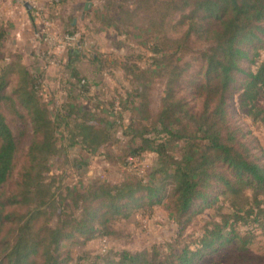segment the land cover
Wrapping results in <instances>:
<instances>
[{
  "label": "trees",
  "instance_id": "1",
  "mask_svg": "<svg viewBox=\"0 0 264 264\" xmlns=\"http://www.w3.org/2000/svg\"><path fill=\"white\" fill-rule=\"evenodd\" d=\"M111 1L99 19L118 34L138 29L149 59L144 67L128 61L121 66L130 88L117 117L128 108L134 113L122 132L123 164L153 153L154 165L145 178L91 181L79 189L62 184L61 175L57 179L51 173L50 159L74 146L95 154L110 143L114 120L100 126L96 110L70 99L62 111L53 112L40 93L43 74L27 69L14 53L6 65L0 62V107L9 103L30 125L32 138L13 188L5 192L21 144L0 110V264H72L64 243L109 237L115 233L111 221L163 198L180 226L168 252L155 246L121 250L89 264H197L226 245L246 249L254 233L264 230V149L253 147L231 117L234 105L253 124L264 126V109L257 105L264 92V0ZM68 25L65 32H79ZM5 35L0 25V48ZM196 45L204 46L197 70L182 58ZM67 54L68 64L81 58L71 50ZM4 57L0 50V61ZM91 60L103 66L99 56ZM153 77L164 83L155 117L150 111ZM80 81L74 84L77 93L91 96ZM110 109L100 111L115 116ZM205 209H212L214 218L190 240L183 232Z\"/></svg>",
  "mask_w": 264,
  "mask_h": 264
},
{
  "label": "rangeland",
  "instance_id": "2",
  "mask_svg": "<svg viewBox=\"0 0 264 264\" xmlns=\"http://www.w3.org/2000/svg\"><path fill=\"white\" fill-rule=\"evenodd\" d=\"M107 1L111 0H90L91 7L85 12V19L78 20V38L82 33L83 42L80 50L89 51L90 54H97L103 60L104 70L111 74L107 79V84L102 82L100 77H96L97 84L102 83L101 89L98 91L91 90V96L85 98L77 93V88L74 86L76 81L83 79L85 81L84 88L87 90V77L92 78L91 71L94 66L90 57L79 60L78 66L86 63V69L80 68L72 69L67 66L66 53L63 51L62 55L57 53L59 62L57 66H51L47 60V46L40 40V35H34L39 32L41 22L36 21V24L31 20V14L26 8L22 0H0V25L6 30L5 40H2L0 48L5 53V61H0L6 65L14 58V53L20 55V63L27 69L34 71L39 70L43 74L41 85V96L45 102L49 103V107L54 112L63 110L61 107L66 100L80 103L86 108L94 109L96 117L94 119L100 126L107 127L105 121L114 120L110 128L111 140L108 145L101 147L95 154H89L82 150L79 146H74L65 152L59 153L50 159L51 173L57 179L61 175L62 184L77 189L86 187L91 181H107L110 183L120 182L122 180L132 178H145L151 167L155 162V155L153 153H144L136 160L131 161L129 165L123 164L121 150L126 145V136L122 134L123 129L128 125L129 118L134 116L133 111L128 108L122 111L120 118L115 116L106 117L103 112L108 108L114 109L115 102L117 103V110L120 108V99L126 96V91L130 88L129 76L124 74L121 70L122 63L128 61V65L138 63L144 67L149 62L146 46L141 42L142 34L138 29L131 30L124 28L123 33L116 37L110 33L109 44L110 48L99 49L98 43H104L101 39H96V33L99 30H105L106 20H100V13L105 12ZM86 0H40V6L47 19H53L54 25L51 28L55 31H70V18L66 21V26L62 29L59 25L64 16L73 14L74 17H79L83 12V7ZM115 4V0L111 1ZM110 12V9H108ZM107 12L112 16V13ZM112 29L111 26H109ZM114 30V29H112ZM131 31V32H130ZM116 32V31H115ZM130 32V33H129ZM178 32V31H177ZM117 33V32H116ZM178 33H171L172 38L177 37ZM116 37V39H115ZM91 42L96 44V47L90 49ZM99 42V43H100ZM194 51L182 55L183 61H190L192 69L197 70V56L199 50L203 49V45H196ZM79 50V49H78ZM98 50H101L102 54ZM87 52V53H89ZM110 52V53H109ZM109 53L116 57L111 58L108 66L104 60H108ZM264 56V53L262 54ZM123 58V59H122ZM52 67V68H51ZM71 71V72H70ZM72 71L76 77L72 76ZM94 84V82H91ZM96 84V83H95ZM109 84V85H108ZM106 85V86H105ZM164 83L163 79L153 77V82L150 87V111L153 117L160 109V100L163 95ZM79 95V96H78ZM77 97V100L75 99ZM114 101V107L110 103ZM257 105L264 109V92L259 96ZM99 109L100 112H97ZM110 109V110H111ZM0 110L4 114L7 123L10 125L14 135L20 141L19 153L16 157V164L13 174L4 187V191L8 192L13 188L14 180L17 178L18 170L22 164V157L27 148V145L32 138L30 125L20 119L15 113L10 104L1 105ZM114 111V110H113ZM232 119L234 124L238 125L245 134V139L252 143L253 147L264 149V126L262 123H252L251 119L246 116L244 111L237 110L234 105L231 107ZM111 116V115H110ZM106 117V118H105ZM115 117V118H114ZM144 124V122H138ZM63 128L61 127L60 130ZM57 144L60 146L63 141L60 134L57 135ZM214 218V211L212 209H205L201 213L192 217L183 235H187L190 240H194L206 225V223ZM109 226L115 233L109 237L99 238L95 237L85 244H68L64 246L69 249L72 261L74 263L80 262L89 264L96 258H101L106 255L113 256L116 252L121 250L141 251L150 250L155 246L160 248L164 253L167 247L176 238L180 228L178 221L174 217L172 204L166 198L162 199L159 204H154L150 207H141L132 211L128 218H118L109 223ZM244 230V229H243ZM102 239L106 240L105 247H102ZM107 253H102L104 250ZM168 252V251H167ZM197 264H264V230L254 233L251 243L246 249H240L237 244H230L219 248L213 254L206 255Z\"/></svg>",
  "mask_w": 264,
  "mask_h": 264
},
{
  "label": "built area",
  "instance_id": "3",
  "mask_svg": "<svg viewBox=\"0 0 264 264\" xmlns=\"http://www.w3.org/2000/svg\"><path fill=\"white\" fill-rule=\"evenodd\" d=\"M24 4H28L29 13L31 17L38 22H41V27L39 30L40 40L46 44L47 46V60L51 66H57V61L59 62L56 54L59 51H68L72 49H80L81 45L78 38V33H69L65 31H55L51 28L52 21L51 19H47L46 15L43 13V10L40 6V0H22ZM54 2H58L59 0H53ZM84 43V42H83ZM85 44V43H84ZM80 83H85L83 79H81ZM114 112L117 111V103H115ZM136 159H127L126 164L129 165L131 161ZM102 247H105L106 240L102 239ZM104 250V248H103Z\"/></svg>",
  "mask_w": 264,
  "mask_h": 264
},
{
  "label": "crops",
  "instance_id": "4",
  "mask_svg": "<svg viewBox=\"0 0 264 264\" xmlns=\"http://www.w3.org/2000/svg\"><path fill=\"white\" fill-rule=\"evenodd\" d=\"M84 13V17H82V14ZM85 17H86V15H85V12L83 11L82 13H80V15H79V17H74L73 16V14H69L68 15V17L67 16H64L63 18H61V19H57L58 21L60 20V24L59 25H61L62 26V29L66 26V21H67V19L68 18H70V25H72V26H76V27H78V20H80V21H82V20H84L85 19ZM31 20H33V23L34 24H36V21L37 20H35V19H33V18H31ZM69 20V19H68ZM75 20V23H73V21ZM51 21H52V23H53V25H54V21H56V19L55 20H53V19H51ZM62 31H64V30H62ZM110 33H113L116 37H119V35H118V33H116L115 32V30H112V29H110V28H107V29H105V30H102V31H100L99 33H96V35H95V38L98 40V39H101L102 41H105L104 43H102L101 44V42L99 43V42H97L98 43V47H100L99 49H102V48H110V44H109V38H108V36L110 35ZM39 34V32L38 33H36L35 31H34V35L35 36H37ZM109 34V35H108ZM110 37V36H109ZM116 37H115V39H116ZM96 47V44L94 43V42H91V44H90V49L92 50L93 48H95ZM99 52H100V54H102V53H104V52H102L101 50H98ZM87 52H89V51H84V50H78V55H80L81 56V58L80 59H76V60H74L71 64L69 63L68 64V62H70V60H69V57H68V54L66 53V61H67V66L69 67V68H72V69H82L83 70V72H84V70L86 69V63H84V64H82L81 66H80V68H79V66H78V63H79V60H85V59H83V58H87V57H90L89 55H91V58H95L96 56H97V54H90V52L89 53H87ZM59 54H61L62 55V53H63V51H59L58 52ZM110 53V52H109ZM109 53H107L106 55H103V56H107V59L108 60H104V63L106 62V66H108L109 64V62H111V58L113 59H115L116 57H114V56H112V55H110ZM123 59V58H122ZM91 62H92V64H93V66H94V68H93V70L91 71V74H92V78H94V80H90V78H88L87 77V80H86V82H87V85H88V89L90 88V90H88V93H87V95H93L92 94V91L91 90H96V91H98L99 89H101V87H102V83L101 84H97L98 82H96V77H100V79L102 80V82H105V84H107V79H108V77L109 76H111V74L109 73V72H107L106 71V69L104 70V68H102V66L101 65H99V64H97L96 62H94V61H92L91 60ZM52 68V67H51ZM121 68V67H120ZM121 70L123 71V69L121 68ZM71 72V71H70ZM124 72V71H123ZM124 74H125V72H124ZM94 82V84H92L91 82ZM96 83V84H95ZM109 85V84H108ZM106 86V85H105Z\"/></svg>",
  "mask_w": 264,
  "mask_h": 264
},
{
  "label": "water",
  "instance_id": "5",
  "mask_svg": "<svg viewBox=\"0 0 264 264\" xmlns=\"http://www.w3.org/2000/svg\"><path fill=\"white\" fill-rule=\"evenodd\" d=\"M25 6H26L27 9H29L28 4H25ZM90 7H91V2H90V0H86V2H85V4H84V7H83V11H84V12L88 11V10L90 9ZM82 17H84V13L82 14ZM73 23H75V20L73 21ZM71 52H76V53H78V50H76V49H72Z\"/></svg>",
  "mask_w": 264,
  "mask_h": 264
}]
</instances>
